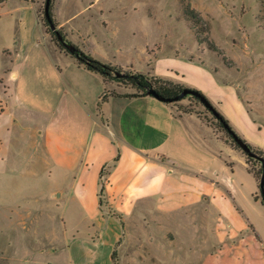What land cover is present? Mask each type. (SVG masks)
Instances as JSON below:
<instances>
[{
	"label": "rangeland",
	"instance_id": "obj_1",
	"mask_svg": "<svg viewBox=\"0 0 264 264\" xmlns=\"http://www.w3.org/2000/svg\"><path fill=\"white\" fill-rule=\"evenodd\" d=\"M34 1L52 53H65L46 24V0ZM57 10L69 41L103 62L150 75L160 56L161 72L187 70V59L209 67L241 100L240 107L226 100L223 112L213 103L243 139L264 150V0H52L54 16ZM6 17L0 19V72L8 62L5 47L14 46ZM115 85L137 91L109 82ZM7 92L2 72L0 113ZM171 105L175 115L192 120L194 135L212 137L223 149L219 184L209 192L216 208L170 203L166 210L110 218L74 200L58 207L47 198V175L28 168L29 146L14 142L0 122V264H264L262 163L248 159L193 95Z\"/></svg>",
	"mask_w": 264,
	"mask_h": 264
},
{
	"label": "crops",
	"instance_id": "obj_2",
	"mask_svg": "<svg viewBox=\"0 0 264 264\" xmlns=\"http://www.w3.org/2000/svg\"><path fill=\"white\" fill-rule=\"evenodd\" d=\"M38 4L0 3V19L10 18L14 41L5 47L8 62L0 72L8 89L0 122L14 142L29 146L31 173L47 175V198L58 207L78 201L91 214L110 218L146 215L170 203L215 207L209 192L219 184L222 147L212 137L194 135L190 118L175 115L171 103L152 95L110 96L99 110L106 88L125 92L72 56L52 53ZM55 17L64 29L58 10ZM161 60L156 75L201 89L218 107L226 100L241 106L237 91L206 65L187 59L194 77L175 67L161 72Z\"/></svg>",
	"mask_w": 264,
	"mask_h": 264
},
{
	"label": "trees",
	"instance_id": "obj_3",
	"mask_svg": "<svg viewBox=\"0 0 264 264\" xmlns=\"http://www.w3.org/2000/svg\"><path fill=\"white\" fill-rule=\"evenodd\" d=\"M4 1H6V0H0V3L4 2ZM32 1H34V0H32ZM187 12L189 14H191V16H193V17H195L197 15V12L194 9L190 8L189 4L187 6ZM50 15L52 18V22L56 26L55 30L51 29L50 24L46 19L45 11H44V18H45L47 26L50 27L51 33L56 36L58 46L62 50H64L66 54L75 58L79 65L84 66L85 68H87L90 71H93L95 73L100 74L103 77L105 83H107L108 85H109V82L117 81L121 84L130 85V86L136 88L137 91L133 92V93H119L114 89L106 88L105 91L103 92V94L101 96V100L99 102V110L101 109L102 102L106 101L110 96L152 95L149 92H150V90H154L160 98H162L164 100H169L171 98H175L176 96H178L183 90L190 88V89L197 91L201 97L202 96L205 97L213 105V107L217 110V112L219 114L218 119H219L221 125L228 131V133L230 134V136L232 138H234V135H236V134L238 136H240L234 130L233 126L231 125L230 120L215 106L213 101L203 91L196 89V88H193V87H190L184 83L175 82V81H173L169 78L163 77V76L150 75L148 73L137 71V70H134L132 68H124V67L119 66V65H113L111 63L103 62V61L95 58L90 53L85 52L84 50H82L79 46H77L73 42L69 41V39L67 38L66 34L63 32L62 28L59 26V23L57 22V20L54 16V13L52 11V2H51V6H50ZM58 35H61V38H59ZM211 46L215 47L213 44H211ZM194 97L196 99L200 100V97H198V96H194ZM176 101H178V100H176ZM176 101H173V102H176ZM165 102L172 103L170 101H165ZM225 125H227V127H225ZM243 140H245V139H243ZM249 146L251 147L252 151L257 154L258 158L249 156L246 153L249 157L248 159H255V160H258L262 163L261 159H264V150L260 147H253L250 144H249ZM118 158H119V154L115 158V160H117ZM263 168H264V166L262 163V175H263ZM249 170L259 180L257 173L254 170H251L250 168H249ZM103 174H104V172L102 171L101 175H103ZM261 179H262V176L260 178L259 187H260V191L262 194V203L264 204L263 189L261 187ZM104 188H105V182L102 181L101 190H104ZM122 225H123V223H122ZM115 254H116V250L113 252V255H115Z\"/></svg>",
	"mask_w": 264,
	"mask_h": 264
},
{
	"label": "water",
	"instance_id": "obj_4",
	"mask_svg": "<svg viewBox=\"0 0 264 264\" xmlns=\"http://www.w3.org/2000/svg\"><path fill=\"white\" fill-rule=\"evenodd\" d=\"M51 2L52 0H46L45 1V7H44V11H45V16H46V19L47 21L49 22L50 24V27L52 30H55L56 29V26L55 24L52 22V18H51V15H50V6H51ZM59 38H61V35H58ZM69 46V45H68ZM70 47V46H69ZM150 94H152L153 96L163 100V101H170V102H173V101H176V100H180L184 97H186L187 95L191 94L193 96H198L200 97V100L201 102L209 109L213 112V114L218 118L219 114L217 112V110L213 107V105L205 98V97H201L199 95V93L193 89H190V88H187L185 90H183L178 96H176L175 98H171L169 100H164L162 98H160L157 93L154 91V90H150L149 92ZM225 127H227V125H225ZM234 140L237 142V144L249 155V156H252V157H256L258 158L257 154L254 153L251 149V147L249 146V144L243 140V138H241L240 136H238L237 134L234 135ZM262 160V163H263V166H264V159H261ZM261 187L263 189V199H264V168H263V175H262V179H261Z\"/></svg>",
	"mask_w": 264,
	"mask_h": 264
}]
</instances>
